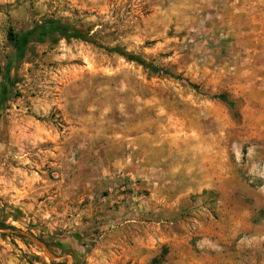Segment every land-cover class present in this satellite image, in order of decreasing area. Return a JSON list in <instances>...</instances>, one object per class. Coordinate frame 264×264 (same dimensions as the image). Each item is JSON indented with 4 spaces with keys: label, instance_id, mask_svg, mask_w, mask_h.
<instances>
[{
    "label": "rangeland",
    "instance_id": "374dc122",
    "mask_svg": "<svg viewBox=\"0 0 264 264\" xmlns=\"http://www.w3.org/2000/svg\"><path fill=\"white\" fill-rule=\"evenodd\" d=\"M4 81L0 264H264V0H0Z\"/></svg>",
    "mask_w": 264,
    "mask_h": 264
},
{
    "label": "trees",
    "instance_id": "16d2710c",
    "mask_svg": "<svg viewBox=\"0 0 264 264\" xmlns=\"http://www.w3.org/2000/svg\"><path fill=\"white\" fill-rule=\"evenodd\" d=\"M50 27L52 30L56 29L57 32L60 34V36L64 39L73 38L76 40H81V41H86V42L89 40L88 37H86L85 35L81 34L80 32H77V31L72 32V33H67L68 31H67L66 27L57 28L56 25H50ZM28 39H29V35H27L25 33L18 34V33H14L12 30L8 31V42L10 43L11 47L15 50V53L12 55V57H9L5 63L4 80L8 79L9 70H10V67H11L13 62H16L15 63L16 67L19 66V61L23 57L24 42ZM107 50L109 52H113V53L119 55L120 57H122L126 61L134 62L137 65L142 66L143 68L150 70L152 73H156V74L160 73V74H164V75L173 76L168 71L162 70V69L154 66L151 63H147L143 59H141L140 57L126 53L125 51H123L119 47H114V48L107 49ZM6 88H7V83H5V81H4V83L0 85V103H2L4 99L8 98ZM8 93H9V91H8ZM213 98L227 104L230 108H233V106H234L233 102L230 101L227 98V96L224 94L215 95V96H213ZM0 227L5 228L3 223H0Z\"/></svg>",
    "mask_w": 264,
    "mask_h": 264
},
{
    "label": "crops",
    "instance_id": "0c3cea01",
    "mask_svg": "<svg viewBox=\"0 0 264 264\" xmlns=\"http://www.w3.org/2000/svg\"><path fill=\"white\" fill-rule=\"evenodd\" d=\"M252 167H255L256 172L258 174V190L264 192V151H262V155H260V159L251 164Z\"/></svg>",
    "mask_w": 264,
    "mask_h": 264
}]
</instances>
